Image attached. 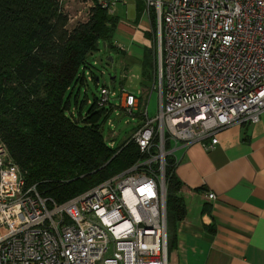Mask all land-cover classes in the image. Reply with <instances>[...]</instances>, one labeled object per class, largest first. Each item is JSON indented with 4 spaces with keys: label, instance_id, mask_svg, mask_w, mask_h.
<instances>
[{
    "label": "built area",
    "instance_id": "obj_1",
    "mask_svg": "<svg viewBox=\"0 0 264 264\" xmlns=\"http://www.w3.org/2000/svg\"><path fill=\"white\" fill-rule=\"evenodd\" d=\"M124 1L88 0V6L113 14ZM141 1L147 16L155 12L157 110L149 115L142 91L123 87L118 94L102 85L96 99L103 108L118 98L125 113L139 114L130 139L141 157L56 203L25 184L0 138V264H167L165 157L178 144L211 148L224 128L259 121L264 0ZM85 78L91 81L89 70Z\"/></svg>",
    "mask_w": 264,
    "mask_h": 264
},
{
    "label": "trees",
    "instance_id": "obj_2",
    "mask_svg": "<svg viewBox=\"0 0 264 264\" xmlns=\"http://www.w3.org/2000/svg\"><path fill=\"white\" fill-rule=\"evenodd\" d=\"M88 14L69 28L61 0H0V138L25 184H34L56 203L130 167L142 155L130 136L115 148L106 143L101 130L112 104L98 108L96 94L90 98L81 92L89 82L98 85L88 57L100 49L99 42L109 52L120 51L114 44L119 16L95 3ZM149 20L147 35L154 42L153 9ZM151 53L141 62V78L148 81L154 80ZM175 166V157L167 155L169 240L185 211Z\"/></svg>",
    "mask_w": 264,
    "mask_h": 264
},
{
    "label": "crops",
    "instance_id": "obj_3",
    "mask_svg": "<svg viewBox=\"0 0 264 264\" xmlns=\"http://www.w3.org/2000/svg\"><path fill=\"white\" fill-rule=\"evenodd\" d=\"M120 3L133 17L119 19L117 35L127 42L116 41L122 50L116 48L123 55L142 51L141 59L152 52L155 69L142 1ZM217 138L211 148L194 142L173 149L185 211L168 239L167 264H264V111L258 122L231 125ZM210 192L214 199L207 198Z\"/></svg>",
    "mask_w": 264,
    "mask_h": 264
},
{
    "label": "rangeland",
    "instance_id": "obj_4",
    "mask_svg": "<svg viewBox=\"0 0 264 264\" xmlns=\"http://www.w3.org/2000/svg\"><path fill=\"white\" fill-rule=\"evenodd\" d=\"M165 1V0H163ZM63 11L74 17L72 21L68 24V27L71 28L77 22L85 21L89 16V6L88 0H61ZM143 8L145 9V5ZM114 12L119 19L123 21H130L133 17L131 12H128L125 9V6L120 2L116 4ZM142 15V16H141ZM146 13L143 10L140 12L141 19L146 20ZM125 38V37H123ZM121 35H117V32L114 36V40L126 44V40L123 39ZM99 50L91 53L89 55V60L94 64L93 70L99 76L98 85L95 86L93 83L89 82L88 85L83 90H86V93L91 98V93L96 95L99 94V87L104 85L109 89L115 91L119 94L121 87L125 90L137 93L138 90L142 91L138 95L142 100L147 101L148 94L151 91L149 101L147 103L149 115H154L157 110V90L148 88V80L141 78V62H142V51L140 54L137 52L131 53L130 55H123L120 52L108 51L104 49L103 43L99 42ZM111 58V60L109 59ZM102 72V73H101ZM151 84V83H150ZM82 94H80L81 96ZM111 111L106 117L102 125V135L106 143L110 147L115 148L121 144L126 138L131 136L133 131L139 126L141 122V117L138 113L136 115H129L123 111L119 106L118 98L111 99ZM87 105L84 106L85 110ZM143 109V105L140 106L139 110ZM112 123L108 124V121Z\"/></svg>",
    "mask_w": 264,
    "mask_h": 264
}]
</instances>
